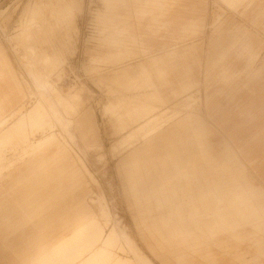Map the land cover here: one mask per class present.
<instances>
[{
	"label": "rangeland",
	"instance_id": "obj_1",
	"mask_svg": "<svg viewBox=\"0 0 264 264\" xmlns=\"http://www.w3.org/2000/svg\"><path fill=\"white\" fill-rule=\"evenodd\" d=\"M116 2L81 0L82 10L74 13L72 0H0V53L4 49L22 88L14 86L0 60L4 264H184L180 256L190 264H264V248L257 246L264 242V232L253 227L264 222L263 214L228 216L234 229L209 232L207 224L214 217L193 216L187 203L194 199L183 198L210 189L223 195L249 190L246 183L262 188L253 189L255 193H264V175L255 174L244 150L236 151L237 165L224 170L207 166L203 147L208 142L212 154L222 150L232 132L248 139L260 129L255 126L258 120L247 121L237 108L226 111L233 117L225 123L233 126H220L209 116L206 92L215 94L223 84L226 94L229 90L221 77L207 85L204 52L200 67L193 56L186 63L191 70L189 78H183L186 92L179 95L182 87L171 70H182L184 64L166 62L162 48L148 50L147 44L144 51L133 43L123 25L113 23ZM233 6L226 0H207L206 19L196 33L175 42L161 29V46L181 51L196 45L209 51L210 40L221 37L230 21L264 36L252 18L264 13V0ZM105 52L112 57L99 58ZM259 55L254 68L264 47ZM94 56L99 59L94 61ZM153 59L159 61L153 65ZM190 80L196 84L189 85ZM241 89L239 95L249 92ZM24 99L19 110L9 112ZM233 103L226 106H238ZM189 117L193 124L155 142V126L162 135ZM239 144L244 148L246 142ZM215 174L237 176H230L236 183L202 182ZM135 178H142L144 193L155 195L150 201L148 196L142 199ZM197 178L201 182H195ZM227 204L224 199L220 204L224 215ZM84 218H93V225L81 229ZM154 225L158 231L148 230ZM166 225H185L191 232L184 239ZM69 235L75 237L66 253L50 260L41 255V248L50 249ZM164 236L172 242L166 244ZM193 238L203 242L200 248H188Z\"/></svg>",
	"mask_w": 264,
	"mask_h": 264
},
{
	"label": "crops",
	"instance_id": "obj_2",
	"mask_svg": "<svg viewBox=\"0 0 264 264\" xmlns=\"http://www.w3.org/2000/svg\"><path fill=\"white\" fill-rule=\"evenodd\" d=\"M245 1L246 0H226L228 5H234L233 7L236 9ZM247 1L253 3L256 0ZM206 4L207 0H117L115 5L116 22L113 23L122 24L128 38L140 48H143V46H146L147 44L150 46L148 50L158 51L160 48H162L161 50H163L164 53H167L164 55L166 62H170L173 59L174 62H177L178 64H184L182 70L174 68L171 70L172 72L175 71L174 76L176 78V82L180 83V86L182 87L179 95H182L186 92L185 87L187 84H184L183 78H189V71L191 68L190 66L186 65L189 58L193 56L195 62L200 67L202 61L201 55L203 52L205 55H207V65L205 69L207 85L212 78L221 77V80L225 83V86H227L229 90V92L226 94L223 84L215 94L206 92L205 105L209 116L216 120L220 126H233L231 124L225 123L226 121L232 120L233 117L232 115L227 116L228 114L226 115V111L231 109L236 110L237 108V110L244 111V117L247 121L258 120L259 123L255 126L260 127V129L254 134L249 135L248 139L238 138L232 132V135H230L229 139L231 143L225 139L222 150L214 152L213 154L211 152L213 145L208 142L205 143L203 147L207 154V166L212 169L229 170L231 167L237 165L236 161L234 160V158L238 157L236 151L240 150V153L242 154L241 151L244 150L245 153H243V156L246 158V161L249 162L251 166H253V171L255 174L264 175V56L262 55L260 61H258V64L256 65V68L253 66V63L258 59V55L264 47V36L250 27L248 28L246 26H240L238 23L230 21L228 23L229 26L225 28L221 37L210 40L211 48L209 51L203 50L196 45L181 51L177 50V48L166 50L167 48L165 46H161L160 44L163 37L159 36L158 34L161 29H165L170 40L175 42L184 41L188 38V34L190 32L196 33V30L199 28L200 24L204 23L206 19ZM261 8L263 9L264 7ZM72 9L74 13L80 12L82 10L81 0H72ZM261 11L256 13V16L252 18L253 22L257 23L258 27L260 26V28L264 30V23L262 21L264 19V13ZM145 21L147 22V25L144 26ZM160 24L161 26L158 27V29H154ZM99 46L106 47V45L102 44H99ZM143 50L146 51V48L144 47ZM100 57H105L108 59L109 57H112V55L110 52H105L100 55L99 58ZM7 58L8 57L6 56V53L3 49L2 53H0L1 63L6 68L10 80L13 82L14 86L17 89L22 90L15 78L14 68L10 63V60ZM99 58L96 57L92 59L97 61ZM158 59H153V65L155 62L157 63L159 61ZM243 59L244 61H242ZM219 66L221 67L220 69L218 68ZM222 70L223 72L219 76L214 74L216 71L221 72ZM241 76L244 78V80ZM169 83H171V81H169ZM190 84L193 85L196 84V82L190 80L189 85ZM241 87L248 88L249 92H244L239 95L238 93L240 92L238 91L242 90ZM174 91L177 93V90ZM232 91H234L239 96L234 95V93L232 95ZM216 96L222 97H220V100H218L219 98ZM226 96L230 98L227 101L225 100ZM25 101L26 99L13 106L9 112L19 110ZM232 101L238 106H235V108L226 106L228 102L231 103ZM3 103V99H0V109L3 107ZM224 103L225 106L223 105ZM228 113L230 114V112ZM192 119L193 118L191 117L181 119L170 129L165 130L164 134L162 135H159L161 131L158 132L156 134L157 138L155 142L164 140L167 137L178 135L181 130L189 126V123L192 122L193 124ZM204 133L206 134V130ZM209 133L210 132L208 131V134ZM153 136L149 138H152ZM197 136L199 137V134H197ZM250 141L255 142V146ZM239 142H246L244 148H242L243 146H240ZM254 150H258V155L252 154L254 153ZM238 162L241 166H245L241 160ZM219 176L220 175L215 174L208 177L207 179H202V182H208L209 184H221L222 182L236 183L232 180L237 176ZM230 176H233V179L230 178ZM134 181V183L140 184L139 191L142 199L148 196L150 201L151 198L155 196L150 192H143L142 178H135ZM197 181L201 182V179L197 178L195 182ZM149 182L157 183V180H149ZM246 184L250 186L248 189L252 191V197L247 195L250 194L249 190L229 191L223 195L215 190L210 189L187 196L185 194L183 195V198L188 197L190 199H194L187 203L193 207V216L214 217L212 224H207V229L209 232L222 229H234L235 226L229 224L226 217L236 215L245 216L248 214L255 216H259L261 214L264 215V193L261 191L257 194L253 191V189L262 190V188L255 186L254 183ZM164 199H168L167 196H164ZM223 199L228 202V204L225 206L226 215L222 213V208L220 207ZM158 202L160 203V200H158ZM232 206H236L237 209L231 211ZM175 213H181L179 208L176 209ZM183 226L184 227H169L166 225L165 229L181 232L185 237L184 239H186V237L189 235H186L185 233H189L191 230L187 226ZM253 227L256 230H261L264 232V222L255 223L253 224ZM199 229L203 230L202 228ZM148 230L158 231L159 226H151L148 228ZM163 240L166 241V244H170L172 242L165 236L163 237ZM188 240H190L188 244L191 243L188 245V248L198 249L203 244L199 238ZM197 240L200 241L197 242ZM257 246L260 250H262V248H264V242L258 241ZM179 259L184 261V264H190L187 261L185 262V256H180ZM4 262V256L0 253V264H4Z\"/></svg>",
	"mask_w": 264,
	"mask_h": 264
},
{
	"label": "bare ground",
	"instance_id": "obj_3",
	"mask_svg": "<svg viewBox=\"0 0 264 264\" xmlns=\"http://www.w3.org/2000/svg\"><path fill=\"white\" fill-rule=\"evenodd\" d=\"M159 128L160 127H158V125H157V126L154 127V130H152L151 132L154 133L155 131H157V132H155L157 134L158 132L161 131V129H159ZM149 133H150V131H149ZM82 220H83V222L80 219V222H79L80 224L78 225L79 227L81 226V229L87 228L88 226H92L93 222H94L93 218L91 220H89V221H86L85 218L82 219ZM74 237H75V235H69V236L64 237L62 239H59L57 241V243L54 244L50 249L41 248V251H40L41 255L43 257L48 258V260H50V259H53V256L56 253H66V251L69 248V246H70L71 242L73 241Z\"/></svg>",
	"mask_w": 264,
	"mask_h": 264
}]
</instances>
